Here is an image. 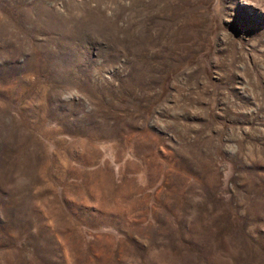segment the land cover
Returning a JSON list of instances; mask_svg holds the SVG:
<instances>
[{"label":"rangeland","instance_id":"obj_1","mask_svg":"<svg viewBox=\"0 0 264 264\" xmlns=\"http://www.w3.org/2000/svg\"><path fill=\"white\" fill-rule=\"evenodd\" d=\"M0 264H264V0H0Z\"/></svg>","mask_w":264,"mask_h":264}]
</instances>
